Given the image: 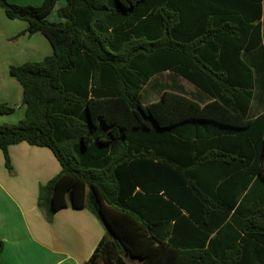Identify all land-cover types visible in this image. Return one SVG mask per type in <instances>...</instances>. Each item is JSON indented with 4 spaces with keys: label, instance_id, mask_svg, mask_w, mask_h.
Instances as JSON below:
<instances>
[{
    "label": "trees",
    "instance_id": "obj_1",
    "mask_svg": "<svg viewBox=\"0 0 264 264\" xmlns=\"http://www.w3.org/2000/svg\"><path fill=\"white\" fill-rule=\"evenodd\" d=\"M57 1L0 0L27 23L10 40L40 32L52 49L9 65L24 114L0 123L5 168L12 144L51 150L45 218L85 207L105 226L83 264H264V115L248 119L255 77L240 58L261 42L264 0H63L51 21ZM166 69L213 98L143 103Z\"/></svg>",
    "mask_w": 264,
    "mask_h": 264
},
{
    "label": "crops",
    "instance_id": "obj_2",
    "mask_svg": "<svg viewBox=\"0 0 264 264\" xmlns=\"http://www.w3.org/2000/svg\"><path fill=\"white\" fill-rule=\"evenodd\" d=\"M11 1L17 4H38L42 0ZM64 3L63 0L57 1L47 19L59 21L56 10ZM0 22L5 27L0 28V101L13 102L14 107L24 110L21 103V85L9 75L8 68L9 65H19L31 59L25 57L31 50V41L33 38L42 41L44 36L40 32L19 36L16 39L18 45L29 44V51L27 47H16L14 50L17 41L9 44L7 39L24 30L27 23L19 19H9L5 15L0 17ZM204 27L208 29L206 24ZM260 33L259 46L242 49L240 55L255 77L253 95L248 107V119L251 121L264 115V8L260 18ZM51 51L50 46L44 56ZM37 60L40 59L33 61ZM161 73L173 77L174 81L169 85L160 82L158 75ZM177 76L179 75L169 69L151 76L153 85L160 92L158 99L164 90L189 97L182 83L176 81ZM197 90L201 99L199 103L203 104L213 98L211 94ZM8 152L12 171L5 168L0 150V240L3 242L0 264H83L101 237L106 234L103 223L88 208L76 209L69 206L58 209L48 221L37 205V195L39 185L59 172L57 159L49 148L24 141L10 145ZM252 161L251 158L248 160L250 163ZM128 259L132 261L129 264H138L136 259Z\"/></svg>",
    "mask_w": 264,
    "mask_h": 264
},
{
    "label": "rangeland",
    "instance_id": "obj_3",
    "mask_svg": "<svg viewBox=\"0 0 264 264\" xmlns=\"http://www.w3.org/2000/svg\"><path fill=\"white\" fill-rule=\"evenodd\" d=\"M4 15L5 14H4L2 8L0 7V17H3ZM0 28H2V29L5 28L3 26L2 22H0ZM42 39L43 40L40 41V40L33 38V40L31 41V50L30 51H29V44H27V43H25V44L21 43L18 45V41L16 39L15 40L7 39V41L10 42L9 44H12V43L17 41L16 42L17 44L15 45L14 50L16 49V47L17 48L27 47L29 52L26 54L25 57H26V59L31 58L33 61L34 59H41L42 57H44V54L47 52L48 48H50V44L47 41V39L44 37ZM31 59H29V60L31 61ZM173 79H174L173 77H170L168 74H165V73H161L160 75H158V80L160 82H165L168 85L172 81H174ZM177 80L180 83H182V86L185 89V92L189 97H191L197 101L201 100L199 98V95H198V90L196 89V87L193 84H191L190 82H188L187 80H185L184 78H182L180 76H177L176 81ZM159 93H160L159 90L156 89V86L153 85L152 79H150L149 82L146 85H144V87L141 91V94H142L141 100L143 103H149V102L155 101L158 99ZM0 102H3V101H0ZM7 104L11 105V106H15V104L13 102H10V101ZM23 111L24 110L15 107V110L9 114H0V123H3V122L16 123V122H18V120L20 118H22L21 116L23 114ZM127 261L132 262L128 258H127Z\"/></svg>",
    "mask_w": 264,
    "mask_h": 264
}]
</instances>
